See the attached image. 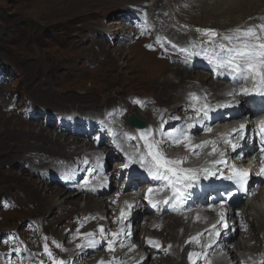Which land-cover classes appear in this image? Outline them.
<instances>
[{
    "label": "rangeland",
    "instance_id": "374dc122",
    "mask_svg": "<svg viewBox=\"0 0 264 264\" xmlns=\"http://www.w3.org/2000/svg\"><path fill=\"white\" fill-rule=\"evenodd\" d=\"M153 1L154 0H0V202L4 200L8 205L6 210L0 211L1 235H4L6 231L10 229L18 228L25 241L27 243H32L38 253H40L41 247L43 249L45 243H47L48 246L51 244L52 241H50V239L52 240V236H54L62 240V242L56 243L63 245V250L58 248V255L67 253L69 252L68 250H70L68 249L69 245H72L71 241L73 240V242H76L78 239L76 238L77 229H79L77 226H81L76 216L74 217V222L77 224H69L71 216L76 214L74 213L75 206L85 207L86 195L99 197L115 191L117 187H119L117 189L120 191H127L126 189L129 188L125 170L123 169L121 174H115L116 162L114 161L121 160V156L119 157L118 155L117 157V154L107 153L104 155L102 149L106 147H97L94 142L93 135L96 132H94V134L85 135L81 130L75 128L77 125L74 124V127L73 124L65 122L55 115V113H49V117L47 118L46 114L40 113L39 110H35L34 115H29L27 117L24 115V117H22L20 109L22 106H25L26 102H30L32 105L37 102L38 104L36 105L40 107H47L52 111L61 113H70L71 111L81 113L96 111L97 113H101L106 108L117 109L118 115L121 117L120 121L127 126H129L127 117L129 111L135 113L136 111H140L144 113V121L147 122V127L145 128H153L160 125L162 121L159 122L157 120H160L162 116L156 117L153 104L148 103L151 101L155 102V97L157 98L160 95L163 97L169 96V92L161 90L158 87V83L161 78H169L172 77L171 75L173 74H171L170 70V72H166L170 64L166 60L157 57V45H159V41L146 29L144 15L147 12L144 11L143 8L144 6L153 8ZM165 1L166 0H158L159 4ZM168 1L169 0H167V3ZM172 2L180 6H184L188 3L190 6L195 7L194 13L192 14L194 16L193 20L199 18L203 21L205 17L206 19L208 18V13L213 11V9H207L203 6V8L200 9L199 7L201 5L197 3V0H173ZM188 4L186 5L188 6ZM139 5L143 8L139 7ZM163 5L162 7H164ZM159 8L160 6L156 11H163L161 13L163 14L164 8L161 10ZM188 10H190L189 7ZM165 13L167 12L165 11ZM176 13L178 12L176 11ZM211 14V16L217 15L216 12ZM185 15L187 16V14ZM192 15L188 16L193 17ZM259 15L263 16L260 17ZM255 16L264 19V13L256 12ZM131 20L136 21V23H131ZM119 21L120 23L122 22L123 24L121 25L126 28L120 30L122 33L129 35L131 40L129 38L125 39L122 35L110 36L112 31H119V29H115V27H121V25L114 23ZM244 24L243 22L240 25ZM196 25L199 24L197 23ZM174 26L175 25L172 24V27ZM195 28L193 27V29ZM231 29L232 28H226V25H223L217 27L215 30L223 33ZM156 30L160 32L159 29ZM198 36L199 34H197V37ZM103 37H105V39H102ZM187 40L188 39L185 38L184 43L185 41L187 42ZM147 45H153V47L149 48ZM160 50L162 53H165L164 48H160ZM147 51L150 52V56L146 54ZM175 60L179 61V58ZM189 65L191 69V63H189ZM3 66L6 68V71ZM163 68H165V72H161ZM199 70L202 71L200 66L193 68L192 73L189 75L191 77H195L196 75L199 76L203 73ZM160 72L163 73V76H160ZM204 72L207 73L208 78L210 77V73L214 79H219L220 77L218 74L214 75L212 70L208 68H205ZM52 73L53 76L50 78L49 76ZM223 79L224 78L221 77V80ZM229 87H231V85H229ZM163 93L165 95H163ZM173 94L177 97L179 93L173 92ZM205 94L210 97L208 92H205ZM221 96L224 97L225 95L223 94ZM230 98L233 99L234 97ZM14 99V106L7 109V106L13 104ZM145 104L146 107H144ZM161 107L165 109L168 106ZM161 107L158 108L160 109ZM126 108L128 112L125 114L124 111ZM253 108L256 107H250V109ZM25 112L28 114L33 111L26 110ZM10 115L15 116L16 123L9 120L8 116ZM194 115L195 113H193V116ZM38 116L39 119L37 120L35 117ZM216 116L217 115L213 116L214 119L217 118ZM165 120L167 121V119ZM185 121L186 120L182 122ZM173 122L177 124V121L174 120ZM18 123L21 127L25 128L20 130ZM41 124H44V128L49 130L53 136H60L59 141H64L66 138V140L70 142L73 139L76 141V138H78L77 140L81 144L88 142L100 148V152L98 151L100 157H98L99 154H96L95 160L97 163L101 162V166L103 167L101 170L104 171L106 169L107 171L105 170V174L103 175L102 172L93 173V176L96 174L106 178L114 174L112 177L115 179L114 181L105 179L109 186V190L106 192L101 194L102 191L97 190V188H102L103 181H101L100 184H96L97 193H89V190L83 185V179L86 176V171H84V169L88 168L89 165L82 164L79 169L75 167L73 170L66 165H58V163L52 160L48 161L44 168L50 177H56L53 175L61 173L55 179H50V177L45 176V180L48 184H54L53 187H59L56 183L59 182L62 188L72 185L70 186L72 188L69 187V189L77 192L74 196L77 204H68V207H66L67 209L65 208L64 210L54 213L51 218H57L53 221H49L46 215L42 214L40 209L42 205L47 206L53 203L54 200L50 199L47 204L46 200L41 197L39 201L37 200L38 202H31V193H29L27 188L22 186V182L25 179H32V182H38L40 180V178H37V173H39L40 169L42 171V163L35 162L34 160L32 164L28 163L26 166L23 157L15 158V160L7 163L4 162V158L8 155L13 153L19 155L24 151L33 152V154H29L33 157L36 155L39 157L41 156L36 153L40 152L36 148L44 149L45 147L44 150H46L49 145H43L41 141L38 142L37 139L40 138L35 140L26 138V136L32 135L31 130H28L26 127ZM183 125L185 126L186 124L183 123ZM72 131L77 132L76 138L71 135ZM102 146H104V144ZM63 148V151H60L63 155L70 152L68 147ZM103 150L107 151V149ZM6 151L10 154L6 153ZM108 151H111V149ZM164 151H170V149H165ZM179 152L181 153V150ZM18 155H16V157ZM104 156L107 159H105ZM114 156H116V158H113ZM97 158H99V161ZM58 166L60 168H58ZM90 166L94 168L97 167L94 162L90 163ZM67 169L72 171L66 172ZM30 170L33 171L34 174H31ZM62 170L66 173H62ZM57 172L59 173L57 174ZM68 173L74 177V181ZM66 178L68 180L63 182L62 179L65 180ZM131 182L134 181L131 180ZM131 182L130 185L132 186V190L137 191L138 195L140 194L141 196V191L146 185L142 184V188H139L138 185L133 187ZM138 182L141 183L139 180ZM75 187L78 189H75ZM259 187H261V185ZM119 196L120 195L117 197ZM247 199L248 197H245L244 201H241L242 203L237 209L246 203ZM113 201L116 202L117 198L116 200H112V202ZM115 204L116 203L113 204L115 206L113 211H115L117 207ZM140 205V209H138V207L136 210L133 209V221L136 228H138L135 234V251H138L144 258L146 257L144 264H176V252H170L169 249H167L169 242L166 246H161L163 244L161 242L151 246L157 255H160L162 250H164L167 256L158 263L151 255L147 256L146 253H144L141 241H146V237L141 234V225L147 220V214L144 210L145 205ZM187 210H189V208L185 211ZM106 212H108V210H100V214H93V217L100 218L102 224H106L107 221H104L105 215H103L106 214ZM202 212L204 213V211H201V213ZM153 213L150 212L148 214L152 215ZM163 214L170 213L164 211ZM163 214H159L158 216L162 217ZM171 214L177 215L176 213ZM140 217L141 219L138 220ZM115 218H117V216H115ZM32 220H34L39 227L33 226L26 230V226L28 225L27 222ZM93 222V219H87L83 221V225L86 227L88 225L87 223L91 224ZM254 223L256 224V221H254ZM232 225L234 226L232 241L234 240L235 242L237 239H241L246 232L242 233L244 229L241 230V227L235 230V224L233 223L229 224L230 230L233 228ZM98 226H92L93 229H96L94 233L97 235H99L97 232ZM168 232V228L162 231L164 236H168ZM72 235H74V237L70 239ZM260 240V238L251 239L253 244L252 247H259L261 244ZM189 241L190 239H186L187 244ZM101 244H103V242ZM156 246L159 247L156 248ZM103 248L104 246H100L97 249L89 250L99 253ZM252 253L254 254L256 251L254 250ZM64 257L69 258L68 255H64ZM126 263L128 264V262L124 264ZM137 264H139V262ZM201 264H204V262Z\"/></svg>",
    "mask_w": 264,
    "mask_h": 264
},
{
    "label": "bare ground",
    "instance_id": "6f19581e",
    "mask_svg": "<svg viewBox=\"0 0 264 264\" xmlns=\"http://www.w3.org/2000/svg\"><path fill=\"white\" fill-rule=\"evenodd\" d=\"M172 1L173 0H169L167 3V0H166L165 2H162L161 4H159L158 0H154L152 2L153 8L144 6V8H146V10L144 11H146L149 14L153 24H156V25L158 24L157 25L158 28L156 27V29H160L161 34H164V35H167L173 38L177 37L179 41L183 42L181 44H186V41L184 43L185 38H187L188 41L191 38H193V40L195 41L198 38L197 37L198 33L195 31V29L197 28L217 29V27L219 26L226 25V28L233 29L236 26H239L243 22L245 24L246 23L255 24V23L264 22V19H261L258 16H255L256 12H261L262 14L264 13V1L263 0H202V1L197 0V3L201 5L199 7L200 9L203 7L207 9H213V11H210L208 13V18L206 19L205 17L203 21L199 18L193 20L194 16L192 14L194 13L195 7L190 6L188 3H186L188 4V6L186 4L184 6H180L178 4H174ZM162 5L164 7H162ZM257 5H263V6H257ZM159 6H161L160 9L164 8L163 14H161L163 11H156ZM188 7L190 10H188ZM165 11L167 13H165ZM176 11L178 13H176ZM213 12H216L217 15L211 16L212 15L211 13ZM185 14H187V16ZM188 15H192L193 17H189ZM259 16L262 17L263 15H259ZM114 23L115 24L118 23V25L123 24L122 22L120 23V21L114 22ZM197 23L199 25H196ZM172 24L175 26L172 27ZM193 27L194 28L196 27V28L193 29ZM123 28H124L123 25H121V27L116 26L115 29H119V31L118 30L115 32L112 31L110 33V36L111 35L112 36L122 35L125 39L129 38L131 40L129 35L122 33L120 29H123ZM102 39H105V37H103ZM157 46H158L157 57L166 60L170 64L168 65L166 72L170 70L171 74L173 75H171L172 77H169V78L168 77L161 78L158 83V87L165 92H169V96L163 97L162 95H160L157 98L155 97V100H154L155 102L151 101L148 104H153L154 113L156 114V117L162 116L163 120L167 119L168 123H166L165 126H168L169 122L172 121V123L175 126L181 127V125H183L184 123L182 121L187 120L188 117L190 116H193L194 112L189 106L192 103V101L190 100L191 93L196 94L197 92L204 96L205 92H208L210 94V99H211L213 106L222 104V101H221L222 98L224 101L231 102L232 104H235V105H237V102H239L238 106L236 107L220 108L218 111H216L217 118L214 119V117H211V120H210V126L212 128V132L204 131L203 126H199V125L197 127L192 128L191 130L190 135H191V142L193 144L200 145L201 142L203 141H216L217 142L216 146L218 148V153L216 155L214 153L212 155H208V153L212 151V144H208L205 147L197 149V152H198L197 155H192L188 153L183 147V145H180L183 148L180 149V147H177V146L168 147V149H173L175 152H179L181 150L180 154L169 155V157L186 158V161L188 162V164L189 165L192 164L193 165L192 167L194 169L202 168L207 165V162L221 160L223 158L220 156V153L224 150V148H229L230 145L221 142L222 139L234 137L235 134L232 133V129L238 128L241 123H244V121L246 123V133L247 134H246L245 140L243 141H246L247 139L251 138V129L253 128V119H250V120L245 119V116H246L245 114H252V113H255V111L251 110L250 107L247 106L248 104H250L249 102H251L247 97H245L242 103L240 102L242 97L239 95H237L233 99L226 96V93L230 91L239 90V88L233 84L230 78L226 77L225 75H220L219 77L220 80L214 79L211 73H210V77L208 78L207 73L204 72V67H201L202 71L199 70L203 73H201L199 76L196 75L195 77H191L189 74L192 73V69H193L192 66L195 65V62L198 61L202 57L207 59L203 53H201V55L199 56H195V60H192L189 62V58L187 60L185 59V54L179 53L178 51H173L172 49H169L165 44H164V48H167V51H165V53H162V51L160 50V48H162L160 42H159V45ZM146 54L150 56V52L147 51ZM178 57H180V61L175 60ZM184 62H188V63L183 64ZM189 63H191V69L189 68L190 66ZM165 68L161 69V72L164 71ZM161 72H160V76H163L162 75L163 73ZM52 76H53V73L49 77L51 78ZM221 77H223L224 79L221 80ZM229 85H231V87H229ZM173 92L179 93L177 97H175V94H173ZM223 94L225 95L224 97L221 96ZM163 95L165 94L163 93ZM0 97H1V94H0ZM161 106H168V107L163 109V107ZM255 106L260 111L264 109V102L255 104ZM158 107H161V108L159 109ZM245 107H248V108H245ZM70 113H75V112L71 111ZM135 114L138 118H141L143 120L145 119L143 117L144 113L140 111H136ZM222 114H223V118H220ZM228 114H231V115H228ZM238 114H242V116ZM76 115L77 114L70 115L69 113H66V116L74 117V121L76 120ZM8 118L11 122L12 121H14L15 123L17 122L15 119V116L13 115L8 116ZM174 120L177 121V124L173 122ZM157 121L161 122L162 120L160 119ZM248 122H251V125H248ZM77 124L78 123H76L75 125ZM18 125H19L20 130L25 128V127H21L19 123ZM227 126H229V128H226ZM129 127L126 126L127 129H130ZM26 128L28 130H31L32 135H35V136L25 135L26 138H30L31 140L40 138V139H37V141L38 142L41 141L43 145H49V147L47 146L46 150H44L45 147L44 149L36 148L38 151L42 152V153L36 152L37 154L41 155L40 157L37 155L35 157L30 156L29 154H33V152L24 151L18 155L17 153L10 154L8 153V151H6V153L10 155L4 158V162L7 163L12 160H15V158L23 157L25 160V165L27 166L28 163L32 164L35 160V162L37 161L38 163H42L43 172L46 170L44 168L46 167V163L51 160L54 161L55 163H58V165H63V166L66 165L68 168L73 169V170L75 167L79 169L81 165L84 164L83 161L85 159L89 160L90 163L94 162L95 165L97 166L98 163L95 160V155L99 154L98 151H100L101 149L95 147L94 145L89 144L88 142L81 144L77 140L78 138H76L77 137L76 132H73V131L71 132V135L76 138V141L75 139H73L72 141L69 142L68 140H66V138L64 139V141H59L60 136L59 137H57L56 135L53 136V134H51L49 130H46L44 128V124L36 125L32 127H26ZM130 130L133 131L134 134L137 133V130L135 129L134 130L130 129ZM63 147H68L70 152L63 155L62 152H60V151H63L64 149ZM12 149H15V148H12ZM241 152H246V149L243 148ZM229 153L235 155V152L233 151ZM16 155L18 156L16 157ZM256 155L258 158L261 157V154L259 152H257ZM74 161H79V162H74ZM121 161L122 159L118 161L117 160L114 161L116 162L115 164L116 173L115 174L121 173V171L123 170L120 168L123 163V161L122 162ZM248 162L249 161H242L241 164L242 166H246L248 165ZM189 165H185L184 167L192 169L190 167L191 165L190 166ZM70 169H67L66 172L67 171L71 172L72 170ZM101 169H103V167L101 166V162H100L99 172H105L106 170L105 169L103 171ZM66 172L62 170V173H66ZM30 173L34 174L33 171H31ZM58 173L59 172H57V174ZM37 174H38L37 178L38 179L40 178L38 182H32L31 181L32 179L31 180L25 179L22 182V186L27 188L29 193H31V197H32L31 202H38L41 199V197L46 200L47 204L50 199L54 200L53 203L48 204L47 206L42 205L40 209L42 214L46 215L49 221H53L55 218H57V217L51 218V216L60 210H64L66 207H68V204H73V205L77 204L76 200L74 199V196L77 192L75 190L69 189V187L72 185L66 188L65 187L62 188L60 187L61 184L59 182H56L58 184L57 186H59L60 188L55 187V186L53 187L54 184L49 185L48 182L45 180V174L42 173L41 176L39 175V173ZM60 174L61 173H59L58 175H53V176L57 177ZM249 174L251 178V187H250L251 193L249 194V198L247 199L246 203H244L241 207H239L240 211H238L237 209L236 213L231 215L230 217V220H233V224H235V230L236 229L238 230V228L240 227L242 228L244 225H248V228L244 229V231L242 232V233L244 232L246 233L243 234V237L241 239H237L235 242L234 240L232 241V236L234 232V226L232 225L233 228H231V230H230V227L227 230H222V235L216 239V242L214 244L211 243V238L213 236V233L211 231L210 226H213L214 224L207 222L205 218H202V215L201 216L196 215V212L194 210L203 209L205 216L212 215L220 207V197L219 198L217 197V191L215 190L216 185L212 183V179L213 178L216 179V177L215 176L209 177V179L205 180L203 179V175L201 174V178L199 182L201 181L206 182V185H207L206 189L209 191V193L206 196L200 197L197 200V203L194 204V207H193L194 209H192V211H184L182 214H177L176 216H179V217H176L174 214H171V213L170 214L161 213L163 214L162 217L158 216L159 215L158 213H157L158 215H156L155 213L152 215H149L148 214L149 212L147 213V217H146L147 220L146 221L143 220L144 224L141 225L142 227L141 234H143V236L146 237V241H143V240L141 241V245L143 247L144 253H146L147 256L151 255V257L155 259L158 263L160 260L165 259V257L167 256L165 255L164 250H162V253L160 255H157L151 246L156 245L158 242L163 243L161 246H166L169 242V246H167V249H169L170 252L171 251L176 252V255H177L176 264H190L189 259H188L189 252L200 254L198 259L195 256L193 257V259L196 260L197 264H201L202 262H204V264H242L243 262H246L247 264H255V262H257V260L262 258L264 255V183L261 184V187H259L260 180L258 179V177L254 175V173L250 172ZM68 175H70L74 181V177L70 173H68ZM113 175L114 174H111V177L109 176L105 178L103 176H98L95 174L94 175L95 179L93 180V183L100 184L101 181H104L105 179H111L114 181L115 179L114 177H112ZM56 177H54V179ZM42 180L45 182H43ZM131 180L134 181L135 179H130V182ZM144 184L146 186L149 185V183H144ZM128 187L129 188L126 189L127 190L126 192H119L117 189L119 187H117L115 191L107 195H104V196L96 197V196L86 195L85 197L86 206L85 207L75 206L74 213L76 214H73L71 216L69 220V224L70 225L77 224L74 222L75 216L77 217V220L81 224L83 221H85L86 217L91 219V217H93V214H98V213L100 214V210L101 211L108 210L106 214H103L105 215L104 221H107L106 224H102V221L100 218L99 219L95 218L93 219L94 222L91 224L87 223L88 225L86 227H84L83 225L82 227L77 226V228H79V232L81 233L96 232V229L92 228L93 225L95 227L98 225H105V229L107 232H116L120 227V224H119L120 210L122 208L124 210L128 209L127 204H125V201H127L128 203H131L133 205V209L135 210L137 209V207L138 209L141 208V205H140L141 203L133 204L132 202L136 201L137 203L139 199L142 200L143 193H141V196H140V194L138 195V192L135 190L131 189L129 191V189L131 188L130 184L128 185ZM75 189H78V188L75 187ZM101 189L97 188V190H101ZM118 193H120L119 197H117ZM170 194H171V191L168 192L165 196H168ZM115 198H117V201L115 202L116 203L115 205H117V207H116V210L113 211L115 206L113 205L114 203L112 204V200H114ZM207 201H210V205H212L211 208L208 206ZM133 209H132L131 217H130L131 229H132L131 237L129 239L127 238L124 239L123 247L117 245L115 246L114 251H110V252L105 250V247H104L99 253L97 252L95 253L93 252L94 249L93 250H89L88 248L78 249L76 245L82 243L83 241L81 239H77L76 242H73V240L72 241L70 240L72 242V245L68 244L69 245L68 249H70L68 250L69 252L60 254V256L63 257L65 254L68 255L69 257L72 258V264H98V262L101 261L102 259L104 261L106 260L110 261L112 256L119 258L118 264H124L125 262H128V264H137L138 262L139 264H144V262L146 261V257L144 258L142 255L138 253V251H135L136 249V245L134 243L135 234L138 228H136L135 223L133 221V213H134ZM251 211H254V212H251ZM237 213H239V215H237ZM115 216H117V218H115ZM254 221H256V224L254 223ZM252 223H253V226H252ZM217 227H219L218 224H217ZM167 228L169 229L168 236H164L162 231ZM74 235H72L70 239H72ZM208 235H209V238H208ZM96 236H97V239L100 238L99 235L96 234ZM193 237H195L196 240H193L192 239ZM253 238L254 239L260 238L261 239L260 243L262 245L260 244L259 247L257 248L252 247L253 244L251 242V239ZM108 239H111V236H108ZM186 239H190L188 244L186 243ZM148 241H151L152 243L149 244ZM209 244H211V247H208ZM133 245H135V247H133ZM30 247L31 249L34 247L32 243H30ZM157 247L159 246H156V248ZM254 250L256 251V253L253 254L252 251ZM142 257L143 259H141Z\"/></svg>",
    "mask_w": 264,
    "mask_h": 264
},
{
    "label": "snow or ice",
    "instance_id": "6c2138e0",
    "mask_svg": "<svg viewBox=\"0 0 264 264\" xmlns=\"http://www.w3.org/2000/svg\"><path fill=\"white\" fill-rule=\"evenodd\" d=\"M195 31L199 34L198 38L195 41H190L187 47L180 49L181 53L186 54V60L190 56H199L203 53L213 72L230 78L233 84L239 88L238 91L233 90L226 93V95L230 97H235L237 95L242 97H248L250 95L264 97V22L255 24L246 23L223 33L212 28H197ZM159 42L161 47L164 48V42ZM147 47L152 48L153 45H147ZM169 47H171L173 51L176 50L175 44L170 43ZM164 50L167 51V48H164ZM249 84L251 85L250 87L248 86ZM190 100L192 103L189 106L195 115L188 117L184 122L186 127L181 125L178 129L165 131L164 125L168 123V121L161 118L162 122L157 129L140 128L131 139L142 141L143 151H141L140 144H137V154L135 158L129 155L128 162L124 165V167H128L131 163H138L141 168H144L145 171H147L148 175L152 177L153 180L166 182L164 186L171 189L172 195L166 197L164 203L169 204L175 202L174 210L192 200L193 189L199 187L201 174L205 180L213 176L217 179L222 177L223 179L231 181L236 186L237 191L245 192L248 190V182L250 180V174L247 170L237 169L235 165L228 166L223 159L212 161L208 167L189 169L180 167L181 164L186 162V158H170L165 155L164 150L173 145H183L188 153L197 155V149L212 144V151L209 152L208 155L217 152L218 148L216 146V141H203L200 145L193 144L191 142L190 130L199 125L203 126L204 131L212 132L210 126L211 113L218 111L220 108L236 107L239 103L237 102V105H233L231 102H226L224 104L213 106L208 103L207 94L203 97H199L194 93L190 94ZM220 118H223V114ZM132 119L134 120V118ZM232 133L235 134L234 137L223 138L221 142L229 144L232 151L235 152L241 147L240 141H243L246 138V124L241 123L238 128L232 129ZM258 135L260 136V142L262 145L261 151L264 153V120L260 121ZM233 139L235 142H233ZM220 156L223 157L224 153L221 152ZM238 158H242L239 153ZM97 159L99 161V158ZM83 163L89 165L88 168L84 169V171L89 174L99 172V163L96 168H92L87 159H85ZM219 164H225L226 167H229L231 175L223 176L221 170H213L216 168V165ZM254 174L264 178V161H262V166L259 171ZM89 184V177L85 176L83 179V185L88 186ZM102 186H107L106 180L102 182ZM161 190L163 189L154 190L153 188H149L144 199L149 200V202L152 203L153 201L150 198L151 194L155 191ZM217 194L220 195L219 192ZM234 194L235 193L225 189L224 194L220 195V207L223 211L218 213L220 219L217 224L219 227H217V225L212 226V244H214L216 239L222 235V230H227L229 228L227 223L229 211L228 201ZM112 203H115V201ZM125 204H127L128 211H125L123 208L120 210V227L116 232H107L103 225H99L97 232L99 233L100 238L97 239L96 233H81L79 232V229H77L76 238L81 239L83 242L77 244L76 247L78 249H95L98 246H104L108 251H114V248L117 245L123 247L124 239L131 237L130 217L133 209L131 203L125 201ZM209 207L211 208L212 205ZM237 215H239V213H237ZM87 219L89 218L86 217L85 220ZM91 219H95V217H91ZM82 226L83 222L81 223V227ZM108 236H111V239H108ZM12 239H15V237H12ZM192 239L196 240L195 237ZM101 242H103V244H101ZM148 243L151 244L152 242L148 241ZM56 247L62 249V245L60 244H56ZM133 247H135V245H133ZM208 247H211V244H209ZM43 249L52 264H65L64 261L58 260L53 256L47 243L43 245ZM13 251L19 255L21 249L16 248ZM194 256L198 259L200 254L192 252L188 253L190 264H197L196 260L193 259ZM141 259H143V257ZM9 264H11V261H9ZM39 264H44L43 260L39 261ZM98 264H113V261L105 262L102 259Z\"/></svg>",
    "mask_w": 264,
    "mask_h": 264
},
{
    "label": "clouds",
    "instance_id": "9594fccd",
    "mask_svg": "<svg viewBox=\"0 0 264 264\" xmlns=\"http://www.w3.org/2000/svg\"><path fill=\"white\" fill-rule=\"evenodd\" d=\"M139 7H142V6H139ZM152 7H153V4H152ZM161 7V6H160ZM143 8V7H142ZM144 10H146V8H143ZM160 9V8H159ZM161 10V9H160ZM144 21L146 22V24L149 22V21H152L151 20V18H150V16H149V14L148 13H146L145 15H144ZM131 23H136V21H132L131 20ZM158 27V26H157ZM160 30V29H159ZM132 32V31H131ZM2 65V64H1ZM3 68H4V70L6 71V68L3 66ZM35 104V103H34ZM33 104V105H34ZM10 106V105H9ZM23 107V106H22ZM7 108H8V106H7ZM7 110V109H6ZM247 110V109H246ZM22 117H24L23 115H22ZM27 117V116H26ZM97 147H99V145H97ZM101 147V146H100ZM103 147V146H102ZM104 149V148H103ZM102 149V151H103V154L104 155H106V153L108 154L110 151H108L109 149H107V148H105V149H107V151H104ZM100 152V151H99ZM105 157V156H104ZM106 158V157H105ZM107 159V158H106ZM121 169H123V168H121ZM128 170L129 171H131L129 168H128ZM121 174V173H120ZM119 174V175H120ZM132 178H134V176L132 175ZM129 183L128 184H130V181H128ZM135 182H137V181H135L134 180V182H131V184L133 185V187L135 186L134 184H135ZM106 184H107V182H106ZM263 184V183H262ZM139 188H142V185H139L138 186ZM146 187V186H145ZM132 189V186H131V188L129 189V191ZM108 190H109V188H108ZM119 192H126V191H120V190H118ZM143 191H144V187H143V189H142V191H141V193H143ZM89 193H94V192H89ZM119 195H120V193H119ZM116 199V198H115ZM242 202L244 201V199H242L241 200ZM240 201V203L236 206V211H237V207L242 203ZM1 210H4L3 208H2V206H1V204H0V211ZM6 210V209H5ZM230 211H232V213H233V207H231V205H229V211H228V219L227 220H230V217H231V213H230ZM238 211H240V209L238 208ZM145 212H146V214L149 212H151V211H147V210H145ZM153 213V212H152ZM155 214H157L156 212H154ZM153 213V214H154ZM234 214V213H233ZM158 215V214H157ZM200 215H202V218H205L206 219V216H205V213H200ZM213 215V214H212ZM210 216V215H209ZM139 219H141V217L140 218H138V220ZM207 221V220H206ZM233 221V220H232ZM137 222V221H136ZM138 223V222H137ZM104 226V228H105V225H103ZM248 228V225H244L243 227H242V229L241 230H243V229H247ZM19 230V229H18ZM20 231V230H19ZM52 236V235H51ZM240 236V235H239ZM52 238H53V242H51V244L49 245V249L51 250V252L53 253V256L54 257H56L57 259L58 258H61V259H63V260H67L68 259V257L67 258H65L64 256L62 257V256H60V254L58 255V253H57V250H58V248L57 247H55V244L56 243H58V242H60L61 241V239H58V238H56V237H54V236H52ZM55 242V243H54ZM102 243V242H101ZM0 244H2L3 245V243H0ZM28 247L31 249V247H30V243H28ZM100 247V246H99ZM34 248V247H33ZM33 248L31 249V250H33ZM62 248H63V246H62ZM41 249H42V247H41ZM41 249H40V252H41ZM61 249V248H60ZM108 251V250H107ZM110 252V251H109ZM32 253H34L35 255L36 254H39L38 252H37V250L34 248V250L32 251ZM66 255V254H65ZM24 256H27V254H24L23 255V257ZM112 257H115V256H112ZM112 257H111V260H112ZM116 258V260L117 259H119L118 257H115ZM110 260V261H111ZM109 260H106L105 262H108ZM119 261V260H118ZM37 261H36V258H34V257H30V258H27V257H25V258H23V259H15L14 260V262L12 263V264H37L36 263ZM43 262H44V264H49V258H46V259H44L43 260ZM115 264H118L117 263V261H115L114 262ZM242 264H247L246 262H243ZM255 264H264V258L262 257L260 260H257V262H255Z\"/></svg>",
    "mask_w": 264,
    "mask_h": 264
},
{
    "label": "water",
    "instance_id": "95a60500",
    "mask_svg": "<svg viewBox=\"0 0 264 264\" xmlns=\"http://www.w3.org/2000/svg\"><path fill=\"white\" fill-rule=\"evenodd\" d=\"M132 118H134V120ZM130 123L131 125L138 127H143L146 125L145 121L139 119L134 113L130 115Z\"/></svg>",
    "mask_w": 264,
    "mask_h": 264
}]
</instances>
